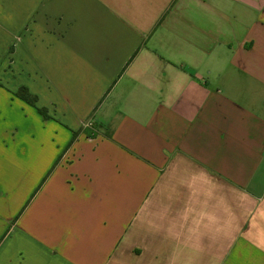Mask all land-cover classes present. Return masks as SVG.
Here are the masks:
<instances>
[{"label":"crops","instance_id":"obj_1","mask_svg":"<svg viewBox=\"0 0 264 264\" xmlns=\"http://www.w3.org/2000/svg\"><path fill=\"white\" fill-rule=\"evenodd\" d=\"M0 264H264V0H0Z\"/></svg>","mask_w":264,"mask_h":264},{"label":"trees","instance_id":"obj_2","mask_svg":"<svg viewBox=\"0 0 264 264\" xmlns=\"http://www.w3.org/2000/svg\"><path fill=\"white\" fill-rule=\"evenodd\" d=\"M15 95L25 102L29 103L30 105L36 106L37 103V98L36 96L32 95L29 93V91L25 87H20L18 90L15 92ZM39 113L42 115H46V110L43 108H38Z\"/></svg>","mask_w":264,"mask_h":264}]
</instances>
